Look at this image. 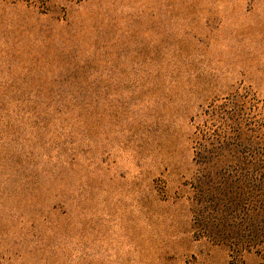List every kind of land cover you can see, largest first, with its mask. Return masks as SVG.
<instances>
[{
	"label": "rangeland",
	"instance_id": "374dc122",
	"mask_svg": "<svg viewBox=\"0 0 264 264\" xmlns=\"http://www.w3.org/2000/svg\"><path fill=\"white\" fill-rule=\"evenodd\" d=\"M0 264H264V0H0Z\"/></svg>",
	"mask_w": 264,
	"mask_h": 264
}]
</instances>
